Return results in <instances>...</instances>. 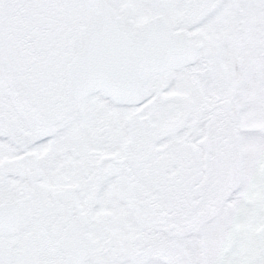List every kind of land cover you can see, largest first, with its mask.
I'll use <instances>...</instances> for the list:
<instances>
[{
	"label": "snow or ice",
	"instance_id": "1",
	"mask_svg": "<svg viewBox=\"0 0 264 264\" xmlns=\"http://www.w3.org/2000/svg\"><path fill=\"white\" fill-rule=\"evenodd\" d=\"M0 264H264V0H0Z\"/></svg>",
	"mask_w": 264,
	"mask_h": 264
}]
</instances>
